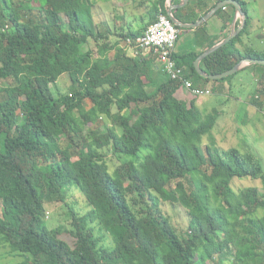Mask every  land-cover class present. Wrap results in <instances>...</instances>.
Here are the masks:
<instances>
[{"label":"trees","instance_id":"trees-1","mask_svg":"<svg viewBox=\"0 0 264 264\" xmlns=\"http://www.w3.org/2000/svg\"><path fill=\"white\" fill-rule=\"evenodd\" d=\"M237 1L246 26L202 60L207 74L264 59L251 46L237 47L251 31L247 3ZM201 4L193 1L176 15L195 23ZM165 5L155 0L145 29L120 39L133 48L158 15L167 16ZM89 43L95 51L82 52ZM198 56H174L196 87L211 82L196 73ZM63 75L70 89L55 93ZM10 79L13 84L0 87V244L26 264H264V215H257L264 191L232 188L234 179L251 178L264 190L261 161L219 148L212 131L220 112L203 116L196 96L176 98L183 85L161 70L154 50L132 57L111 46L93 21L90 0H0V81ZM260 81L251 102L261 110L264 75ZM104 149L130 160L110 173ZM72 185L91 208L83 217L70 209L74 246L45 220L46 204L63 201ZM161 202L185 211L188 230H176ZM93 223L111 246L87 229Z\"/></svg>","mask_w":264,"mask_h":264},{"label":"rangeland","instance_id":"rangeland-1","mask_svg":"<svg viewBox=\"0 0 264 264\" xmlns=\"http://www.w3.org/2000/svg\"><path fill=\"white\" fill-rule=\"evenodd\" d=\"M92 5L95 3L104 5L109 2H114L115 6L122 3V0H90ZM131 4H128V9L134 7L135 3L125 0ZM247 3L248 14L251 17L250 28V43L253 50L264 53V0H243ZM137 4L140 0H135ZM153 2L149 3L151 7ZM118 9L116 8L115 11ZM121 11V10H120ZM122 12V11H121ZM94 11L92 9V17ZM94 20V19H93ZM96 23L104 22L102 15L98 14L95 17ZM99 22H98V21ZM99 31L105 32L107 28L103 25L99 26ZM113 30V28H112ZM91 43L81 46V51L85 52L89 49L95 51V46H90ZM231 90L229 96L238 97L239 99L252 98L257 95L258 90L262 88L260 78L258 83L252 78L250 74L236 73L231 78ZM13 84V81L2 80L0 81V87ZM70 89V80L68 76L63 75L58 79L57 87H53L55 93L58 91L60 94L68 93ZM260 94V93H259ZM204 104L200 107L201 114L203 116L212 113L214 110L224 113L221 115L217 124L214 127L212 134L215 138L216 144L221 149L236 148L241 152H250L259 158L264 172V107L262 109H241L230 113V109L224 108V103L228 100L226 96L214 92L213 95L200 96ZM110 125V123H109ZM102 135L106 133L105 129H102ZM204 144L208 143V139H203ZM2 148V136H0V149ZM106 155V163L108 165L110 173H113L116 169L120 168L122 164L128 162L130 158L116 156L104 149L102 151ZM176 182L171 184L175 186ZM232 188L235 191H240L246 188H257L260 192H263V182L260 179H234L232 182ZM46 209V225L50 229L61 228L63 229L61 238L64 239L69 245L74 246L75 239L69 234L71 229L72 217L70 215V209H72L78 217H83L90 211V206L86 201L84 194L74 185L68 187L64 193V199L61 202H49L45 206ZM161 211L170 219L172 225L176 230L181 233L189 228V219L186 216L185 211L179 206H173L169 203H160ZM3 207L0 200V217L2 215ZM257 215H264V210L258 211ZM87 229H92L95 237H102L101 242L104 246H111V237L101 230L97 223H93L87 226ZM27 260L25 256L17 255L10 252L9 248L3 243L0 244V264H26Z\"/></svg>","mask_w":264,"mask_h":264},{"label":"crops","instance_id":"crops-1","mask_svg":"<svg viewBox=\"0 0 264 264\" xmlns=\"http://www.w3.org/2000/svg\"><path fill=\"white\" fill-rule=\"evenodd\" d=\"M154 1L155 0H140L139 4H137L135 1H131L135 3V5L129 9L127 8L128 4L131 3L126 2L125 0H122V3L116 6L114 2L109 1L105 5L103 3H101V5L95 3V5H92V9L94 11L93 21L98 26V30L100 28L99 26L101 25L107 28L105 32H99L103 34L106 33L108 35V43L111 46H119L120 48H123L129 56L135 57V51L130 47L129 44L127 45L126 42L122 41L119 36H121L122 33L128 34L129 32H136L140 30L143 31L149 22V3ZM193 1L197 0H189L187 5ZM181 2L182 0H166V10L168 11L171 5L177 6ZM218 3V0H202V4L195 9L199 19L206 15ZM116 8L118 9L117 11H115ZM180 9L183 8H176L173 10V17L181 24H192L182 20L183 17L181 18V13L176 15V12ZM205 10H208V12H205ZM223 10L224 11L220 15H217L216 13L211 15L204 23L196 28H182L177 26L179 28V34L175 44L174 56L182 57L189 53H196L200 56L205 51L228 37L233 29L241 26L242 19L236 15L234 9L229 6H225ZM98 14L103 16L104 22L100 23L97 20L99 23H96L95 17L98 16ZM229 16L232 17L231 21H228ZM249 43L250 37L243 36L241 43L237 44V47L240 50H244V48L248 47ZM90 46H94V44L91 43ZM144 51L146 53L149 52L148 50ZM113 53L114 52H110L109 56H112ZM252 66L253 65L251 64L244 63L242 69L238 73L250 74L252 78L258 83V78L264 75V70L261 68H254ZM218 81L219 80H211V82L207 84L201 82L197 85V88L210 91L208 95H213L214 92H216L226 96L228 100L224 103V108L230 109L229 112L232 114L237 110H252L256 108L251 102L252 98H247L244 100L243 98L239 99L238 97L229 96V92L231 90L230 87L232 85L231 81ZM190 82L193 84L192 81ZM193 86L195 85L193 84ZM175 96L176 98L185 102H189L194 99L193 95L185 87H181L176 92ZM195 102L200 111V107L204 104V102L201 100V97L195 98ZM221 115H224L223 111L220 112V116Z\"/></svg>","mask_w":264,"mask_h":264},{"label":"built area","instance_id":"built-area-1","mask_svg":"<svg viewBox=\"0 0 264 264\" xmlns=\"http://www.w3.org/2000/svg\"><path fill=\"white\" fill-rule=\"evenodd\" d=\"M179 29L166 15H158L144 34L134 42L133 50L137 56L140 49L154 50L158 55V63L162 71L171 79L182 83L193 96L200 97L208 95L210 91L199 89L187 80L184 70L179 67L174 59V49ZM131 42L128 41V44ZM131 47V46H130Z\"/></svg>","mask_w":264,"mask_h":264},{"label":"water","instance_id":"water-1","mask_svg":"<svg viewBox=\"0 0 264 264\" xmlns=\"http://www.w3.org/2000/svg\"><path fill=\"white\" fill-rule=\"evenodd\" d=\"M188 1L189 0H182V2L180 4H178L177 6L171 5L170 8L168 9L167 17L171 20V22L174 25L180 26L182 28H196L199 25H201L202 23H204L211 15L217 13L220 9H223L225 6H232L234 8V11H235L236 15L239 16L242 19V23H241L240 27H238L236 29H233L231 34L228 37H226L220 43L214 45L212 48H210L207 51H205L203 54L198 56V58L194 61V63H193L194 69H195L196 73L200 77H202L204 79H210V80H221V79H225L227 77H230V76L235 75L236 73H238L242 69V66H243L244 63H248V64H251V65L264 66V59H252V58H249V59H246V60L238 63L232 69H230L229 71L224 72L222 74L210 75V74H207L205 71H203L201 69V67H200V64H201L202 60H204L207 56H209L210 54L216 52L217 50H219L223 46L227 45L232 39L237 37L241 33V31L244 29V27L246 26V13L242 10V6H241L239 1H237V0H224V1L219 2L206 15H204L202 18H200L195 23H192V24H181L180 22H178L173 17L172 13H173V10L176 9V8H184L188 4Z\"/></svg>","mask_w":264,"mask_h":264}]
</instances>
